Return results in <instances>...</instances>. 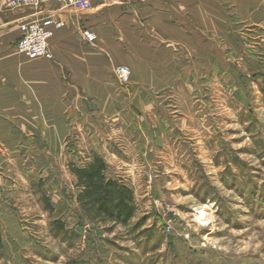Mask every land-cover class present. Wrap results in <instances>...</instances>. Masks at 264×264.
Listing matches in <instances>:
<instances>
[{"label":"rangeland","instance_id":"374dc122","mask_svg":"<svg viewBox=\"0 0 264 264\" xmlns=\"http://www.w3.org/2000/svg\"><path fill=\"white\" fill-rule=\"evenodd\" d=\"M256 57L245 65L235 54L228 81L219 65L192 95L154 97L158 112L128 114L126 141L100 112L59 114L70 129H21L0 161V264H264V52ZM100 133L114 137L98 151L110 175L135 196L128 224L88 220L76 201L69 164L98 153L89 140Z\"/></svg>","mask_w":264,"mask_h":264},{"label":"crops","instance_id":"0c3cea01","mask_svg":"<svg viewBox=\"0 0 264 264\" xmlns=\"http://www.w3.org/2000/svg\"><path fill=\"white\" fill-rule=\"evenodd\" d=\"M91 1L80 10L58 1L12 8L0 0L1 162L10 160V145H21V129H70L73 122L59 114L76 111L106 114L126 141L128 114L158 112L154 97L192 95L203 74L217 78L235 54L250 65L264 52V0ZM51 14L64 21L49 41L53 59L27 58L17 49L20 25ZM85 29L97 34L95 42ZM120 64L131 68L129 87L117 82ZM222 72L228 81L227 65ZM93 138L97 152L114 142L110 133Z\"/></svg>","mask_w":264,"mask_h":264},{"label":"trees","instance_id":"16d2710c","mask_svg":"<svg viewBox=\"0 0 264 264\" xmlns=\"http://www.w3.org/2000/svg\"><path fill=\"white\" fill-rule=\"evenodd\" d=\"M83 165L69 164L76 177V201L88 220L99 223L128 224L135 216L137 204L132 188L121 177L110 175L109 164L93 153ZM57 233L67 232L64 221L54 220ZM4 248L0 232V251Z\"/></svg>","mask_w":264,"mask_h":264},{"label":"built area","instance_id":"2783aa9c","mask_svg":"<svg viewBox=\"0 0 264 264\" xmlns=\"http://www.w3.org/2000/svg\"><path fill=\"white\" fill-rule=\"evenodd\" d=\"M52 1H58L65 7H72L80 10H87L92 6L91 0H10L7 5L12 8H21L25 6L37 7ZM62 26H64V21L56 18L54 14L43 19L23 22L20 25L22 34L17 42L18 51L29 59H53V52L50 49L49 41L54 34V30ZM82 34L88 42L92 43L97 40V34L90 29L83 30ZM115 74L121 86H126L131 75V68L128 65L120 64L116 66ZM172 221H175V216L170 218V222L167 224L168 231H171L173 228L171 224ZM185 235L189 237V233Z\"/></svg>","mask_w":264,"mask_h":264},{"label":"bare ground","instance_id":"6f19581e","mask_svg":"<svg viewBox=\"0 0 264 264\" xmlns=\"http://www.w3.org/2000/svg\"><path fill=\"white\" fill-rule=\"evenodd\" d=\"M200 209H202V210H201V211H202V214H203V213H207L208 210L210 209V206L207 205V204H205V205H203L202 207H200Z\"/></svg>","mask_w":264,"mask_h":264}]
</instances>
